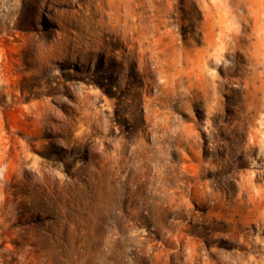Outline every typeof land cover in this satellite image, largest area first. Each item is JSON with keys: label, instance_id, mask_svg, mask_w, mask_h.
<instances>
[{"label": "rangeland", "instance_id": "obj_1", "mask_svg": "<svg viewBox=\"0 0 264 264\" xmlns=\"http://www.w3.org/2000/svg\"><path fill=\"white\" fill-rule=\"evenodd\" d=\"M0 264H264V0H0Z\"/></svg>", "mask_w": 264, "mask_h": 264}, {"label": "bare ground", "instance_id": "obj_2", "mask_svg": "<svg viewBox=\"0 0 264 264\" xmlns=\"http://www.w3.org/2000/svg\"><path fill=\"white\" fill-rule=\"evenodd\" d=\"M244 0H237V4L241 5L243 3Z\"/></svg>", "mask_w": 264, "mask_h": 264}]
</instances>
